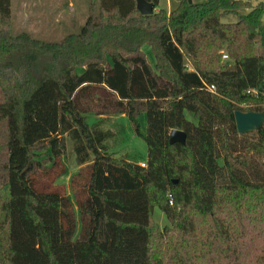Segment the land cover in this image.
Returning <instances> with one entry per match:
<instances>
[{
    "label": "trees",
    "instance_id": "16d2710c",
    "mask_svg": "<svg viewBox=\"0 0 264 264\" xmlns=\"http://www.w3.org/2000/svg\"><path fill=\"white\" fill-rule=\"evenodd\" d=\"M148 1L88 0L80 31L47 41L0 0V264H264V126L235 118L264 112V0ZM115 114L146 166L110 152Z\"/></svg>",
    "mask_w": 264,
    "mask_h": 264
},
{
    "label": "rangeland",
    "instance_id": "374dc122",
    "mask_svg": "<svg viewBox=\"0 0 264 264\" xmlns=\"http://www.w3.org/2000/svg\"><path fill=\"white\" fill-rule=\"evenodd\" d=\"M87 2L88 0H12L11 26L13 32L17 34L26 31L41 40L62 41L68 34L80 31L88 17ZM173 2V8H175L178 2L176 0ZM159 7L168 10L167 0H160ZM143 49L150 53L148 46H143ZM187 114L193 119L191 113ZM87 116L90 125L97 122L94 113H89ZM138 120L142 131L145 132L147 128L146 114H140ZM102 126L112 132L111 137L107 140L111 153L117 157H126L135 163L148 160L147 143L143 136L135 132L127 115H112L104 120ZM4 139V133L0 132V156L1 149L4 147ZM64 162L68 167V172L59 179V182L67 186L68 192L72 196L70 180L81 165L76 162L75 153L70 144L67 147ZM152 214L155 222L161 228L168 224L165 213L158 205L154 206Z\"/></svg>",
    "mask_w": 264,
    "mask_h": 264
},
{
    "label": "water",
    "instance_id": "95a60500",
    "mask_svg": "<svg viewBox=\"0 0 264 264\" xmlns=\"http://www.w3.org/2000/svg\"><path fill=\"white\" fill-rule=\"evenodd\" d=\"M137 8L144 15L153 14L155 4L148 0H136ZM236 124L240 133H251L264 126V112L236 110ZM187 135L183 130L173 129L170 132V142H186Z\"/></svg>",
    "mask_w": 264,
    "mask_h": 264
},
{
    "label": "crops",
    "instance_id": "0c3cea01",
    "mask_svg": "<svg viewBox=\"0 0 264 264\" xmlns=\"http://www.w3.org/2000/svg\"><path fill=\"white\" fill-rule=\"evenodd\" d=\"M167 2H168V11H171L173 9V7H174V2H173V0H167ZM86 4L88 6V2ZM150 53L147 51V54H148L149 58L154 62V56H153L151 51H150ZM142 162L143 161H141L140 163H142ZM144 162H146V161H144Z\"/></svg>",
    "mask_w": 264,
    "mask_h": 264
},
{
    "label": "built area",
    "instance_id": "2783aa9c",
    "mask_svg": "<svg viewBox=\"0 0 264 264\" xmlns=\"http://www.w3.org/2000/svg\"><path fill=\"white\" fill-rule=\"evenodd\" d=\"M224 58H228V55L225 54V55H224ZM210 89H211V90H215V86H214V85H211V86H210ZM141 165H142V166H146V162H142ZM170 203H173V196H172V195H170Z\"/></svg>",
    "mask_w": 264,
    "mask_h": 264
}]
</instances>
